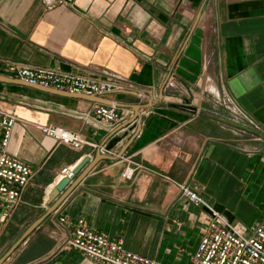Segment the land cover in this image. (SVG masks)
I'll return each instance as SVG.
<instances>
[{
	"label": "crops",
	"instance_id": "crops-1",
	"mask_svg": "<svg viewBox=\"0 0 264 264\" xmlns=\"http://www.w3.org/2000/svg\"><path fill=\"white\" fill-rule=\"evenodd\" d=\"M45 1L0 0V60L123 78L131 89L106 99L129 116L114 136L123 141L101 151L108 158L5 264H91L52 239L60 214L142 257L191 264L210 218L181 195L185 184L255 227L264 212V0ZM92 105L0 83V110L19 119L9 155L39 179L12 221L24 231L16 242L45 215L59 170L97 157L98 148L58 146L41 127L82 132L99 147L111 132L82 125ZM137 109L142 120L131 123ZM128 162L139 170L123 182Z\"/></svg>",
	"mask_w": 264,
	"mask_h": 264
},
{
	"label": "built area",
	"instance_id": "built-area-1",
	"mask_svg": "<svg viewBox=\"0 0 264 264\" xmlns=\"http://www.w3.org/2000/svg\"><path fill=\"white\" fill-rule=\"evenodd\" d=\"M50 5V0L45 1ZM0 76L10 77L30 85H38L60 92L89 97L105 98L109 94L131 89L125 79L113 75H97L88 71H58L34 68L10 60H0ZM128 114H121L116 104L104 106L94 103L89 111L81 113L82 125L112 133L126 121ZM19 119L0 110V235L23 203V195L31 183L34 172L21 160L9 155L10 140ZM43 134L58 146L73 152H82L86 147H98L88 141L82 132H74L56 125L41 127ZM77 165L64 166L59 170L57 183L74 177ZM120 175L123 182L131 181L139 167L128 162ZM181 195L195 206L207 210L209 225L192 257L191 264H264V212L255 227L231 222L189 184L182 187ZM56 213V212H55ZM56 231L52 239L61 249L75 250L91 261V264H163L135 254L124 247L122 240L109 239L86 227L84 220L69 221L66 215H57Z\"/></svg>",
	"mask_w": 264,
	"mask_h": 264
},
{
	"label": "water",
	"instance_id": "water-1",
	"mask_svg": "<svg viewBox=\"0 0 264 264\" xmlns=\"http://www.w3.org/2000/svg\"><path fill=\"white\" fill-rule=\"evenodd\" d=\"M0 83L5 84V85L9 84V85H14V86H19V87H25V88H28L34 91H39L49 96L52 95L54 97L63 98V99L68 98V99H74L77 101L83 100V101H86L92 104L97 103V104H101L104 106L112 105V102L109 99L107 100L105 98H100L96 96L89 97V96L80 95V94L74 95V94L67 93V92L63 93L53 88L48 89V88H44L38 85L34 86L28 83H25L23 81L21 82L19 80L11 79L8 77L6 78L3 76H0ZM138 109L134 110L136 111V115L133 118L131 123H134L138 120L139 122H141L142 117ZM122 130H124V128L116 129L115 131L110 133V135L105 139L106 141L100 146V147H105L106 153H110L117 145H119L123 141V138L114 137L116 134L120 133ZM96 155L97 157L95 161H92L90 158H84L82 162L79 165H77V167L75 168L73 178L64 179L56 184L53 191L49 194V197H48L49 206H48L47 211L45 212V215L42 216L41 219L35 222L32 226H30L27 229V231L24 233V235L17 242L14 243L13 247L2 258H0V264H5L9 260V258L12 255H14V253L22 245V243H24L27 240V238L32 233H34L37 230V228L40 227V225L46 219H48L50 216H52L57 211V209L67 200V198L72 193V191H74L77 185H79V183L83 181V178H85L93 170V168L96 166V163L99 160L103 158H108L107 156L101 153L100 148L98 149ZM85 167H88L87 171L84 170Z\"/></svg>",
	"mask_w": 264,
	"mask_h": 264
},
{
	"label": "rangeland",
	"instance_id": "rangeland-1",
	"mask_svg": "<svg viewBox=\"0 0 264 264\" xmlns=\"http://www.w3.org/2000/svg\"><path fill=\"white\" fill-rule=\"evenodd\" d=\"M34 177H35V174H34ZM34 177L31 181V183L29 184V187H31V185L32 186L36 185L39 182L38 177H35V178ZM21 206H22V204H21ZM20 207L15 211L12 218L8 222V224L5 228V231L0 235V258H2L13 247L17 238H19L24 232V231H22V232H18L16 234L15 231L10 228L13 225L12 221H14L16 218L18 219L17 212L19 211ZM24 230H27V229H24Z\"/></svg>",
	"mask_w": 264,
	"mask_h": 264
},
{
	"label": "bare ground",
	"instance_id": "bare-ground-1",
	"mask_svg": "<svg viewBox=\"0 0 264 264\" xmlns=\"http://www.w3.org/2000/svg\"><path fill=\"white\" fill-rule=\"evenodd\" d=\"M206 17V16H205ZM209 28V27H208Z\"/></svg>",
	"mask_w": 264,
	"mask_h": 264
}]
</instances>
